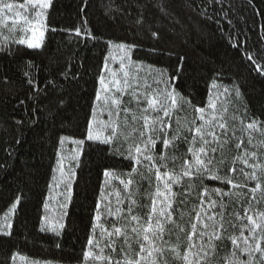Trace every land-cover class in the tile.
<instances>
[{"label":"snow or ice","instance_id":"6c2138e0","mask_svg":"<svg viewBox=\"0 0 264 264\" xmlns=\"http://www.w3.org/2000/svg\"><path fill=\"white\" fill-rule=\"evenodd\" d=\"M178 4L181 10L217 24L221 20L231 23L230 0H129L124 14L132 15L135 9L134 35H146L153 42L147 46L148 55L173 54L158 45L172 42L169 33L183 34L185 25L177 15ZM52 7L53 0L20 4L0 0V20H11L12 24L22 21L19 30L25 35L15 42L28 49H41L46 32L57 31L48 23V9ZM18 9H23V14ZM209 9L215 14L209 15ZM75 35L82 36L79 28ZM83 35H88L87 30ZM235 35L229 34L230 41ZM239 43L234 42L233 47ZM115 46L123 53L119 68L109 67L106 58L86 136L72 140L77 146L73 160L79 167L81 146L91 141L107 146L104 151L121 162L127 161L128 167L105 168L93 209L91 235L78 264H264V119L249 114L235 82L231 88L221 89L214 80V91H210L206 105L197 106L181 94L173 83L176 77L166 71L153 72L149 64L147 75L141 76L144 62L134 60L132 53L145 46L135 39ZM7 47L0 46V51ZM244 55L264 75L258 54L245 49ZM184 59L179 57L181 63ZM25 75L33 111L43 98L55 124L68 104L65 84L48 80L55 93L49 96L47 87L40 88L29 73ZM60 75L69 83L78 76L69 69ZM104 115L107 119H102ZM15 123L23 124L20 120ZM68 139L59 137L55 168L59 172L55 186L63 184L66 192L61 207H67L71 199L75 177L72 168L64 167L62 149ZM15 142L20 143V139ZM20 203L17 197L0 221V236H12L10 221ZM48 230L40 228L41 232ZM52 231L61 235L56 229ZM56 247H61L59 242ZM16 259L12 254L9 264Z\"/></svg>","mask_w":264,"mask_h":264},{"label":"trees","instance_id":"16d2710c","mask_svg":"<svg viewBox=\"0 0 264 264\" xmlns=\"http://www.w3.org/2000/svg\"><path fill=\"white\" fill-rule=\"evenodd\" d=\"M25 1L8 0L16 4ZM128 2L53 0V7L48 9V23L57 31L46 32L41 49H28L15 42L23 37L19 30L21 22L0 20V46H8L0 51V221L17 197L21 201L10 221L12 236H0V264H9L12 254L17 255L13 264L47 260L52 264H78L81 260L91 235L93 209L105 179L103 172L106 167L127 170L128 162L111 157L104 151L107 146L86 141L81 146L79 167H75L71 153L64 155V162L71 163L75 172L67 207L56 210L52 216L48 204L56 189L59 137H69L66 142L70 143L85 138L106 58L109 67L119 68L121 52L116 44L135 39L145 46L132 53L134 60L144 62L141 76L147 75L149 64L153 65V72L166 71L176 77L173 83L181 94L197 106L206 105L210 91H214L211 88L214 80L221 89L231 88L235 82L240 86L249 114L264 119V75L244 55L245 49L257 53L258 63L264 66V0H230L231 23L221 20L220 24L181 10L178 4L177 15L185 25L183 34L169 33L172 42L158 46L170 49L173 54L160 57L147 54V46L153 42L146 35H134L135 9L132 15L124 14ZM214 14L209 9V15ZM175 27L180 33V26ZM77 28L81 30L80 37L75 35ZM85 30L87 36L83 35ZM230 33H236L231 41ZM236 41L240 43L233 47ZM180 56L185 57L182 63ZM65 69L77 73V79L65 81L60 75ZM25 73L37 80L40 88L47 87L49 96L55 93L47 85L48 80L65 84L68 104L55 124L43 98L33 111L34 101L28 98L30 86ZM148 81L152 82L151 76ZM102 119H107V115ZM17 120L23 122L22 126L16 125ZM17 138L20 143L15 142ZM76 148L68 146L67 150L75 153ZM60 224L64 225L62 229ZM42 226L49 230L41 232ZM52 229L61 235L56 236ZM57 242L60 248L56 247ZM21 256L25 259L21 260Z\"/></svg>","mask_w":264,"mask_h":264},{"label":"rangeland","instance_id":"374dc122","mask_svg":"<svg viewBox=\"0 0 264 264\" xmlns=\"http://www.w3.org/2000/svg\"><path fill=\"white\" fill-rule=\"evenodd\" d=\"M24 3H26V1ZM18 10L21 11V13L23 14V11H24L23 9H18ZM7 15L11 16L12 14L8 13ZM7 21L9 22L10 20H7ZM21 23H22V21H21ZM24 35L25 34L23 33V36ZM27 35L30 36L31 33H28ZM122 55H123V53H121V56ZM68 146L76 148L75 144L70 143V142H65V144L63 145V149H62V151H63L62 155L63 156L66 155L67 156L69 153H71V156L73 157L76 154V151H75V153L70 152L69 150H67ZM76 150H77V148H76ZM66 156H64V157H66ZM71 166H72L71 163L64 162L65 169L72 168ZM58 179H59V172H57V177H56V180H58ZM65 196H66V192L64 190V185L61 184L60 187H58V188L56 187L54 195L49 199V204H48L49 208L51 209V215L52 216H54L56 210L61 211V208H62L61 204H62L63 200L65 201Z\"/></svg>","mask_w":264,"mask_h":264}]
</instances>
